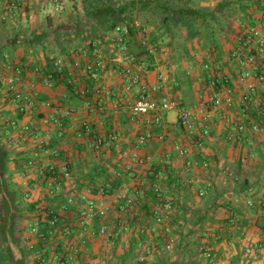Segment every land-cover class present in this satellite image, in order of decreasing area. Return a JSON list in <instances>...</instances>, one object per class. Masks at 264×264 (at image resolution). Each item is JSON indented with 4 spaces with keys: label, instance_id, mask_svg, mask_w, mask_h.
Masks as SVG:
<instances>
[{
    "label": "crops",
    "instance_id": "obj_1",
    "mask_svg": "<svg viewBox=\"0 0 264 264\" xmlns=\"http://www.w3.org/2000/svg\"><path fill=\"white\" fill-rule=\"evenodd\" d=\"M262 3L259 8V5L256 3H254L255 5L253 6L249 5L251 4L250 1L248 5L244 6L247 8L243 10L244 12L241 15L237 17H232L230 15L225 16L228 19L230 18L233 22H229L227 28L223 31L221 43L222 50H225V54L222 55L221 58L218 59V57L213 56L215 50H219L221 47L220 44H214V42L210 45L208 44L209 46H207L205 50H200V52L193 51L190 53L185 49L188 60L184 61V69L188 77V85L181 84L175 76L174 78L178 82V85L172 83L171 80L164 81L161 91L158 93L159 96L167 95L169 97H179L184 106L193 108L199 103L202 93L207 96L213 93V87L208 83L209 79L217 78L218 76L229 77L230 81L227 85L234 91L233 106L229 107L227 104H223L221 107L213 110V118L210 122V135L205 139L202 153L193 151V139L179 123L175 121L174 113L165 114L167 123L164 128L150 127L143 123L142 118L139 119L140 121L136 122L131 113V105L134 97L123 93L124 79L119 75L120 67L108 63H106L101 77V83L104 85L105 93V96L102 95V97L105 99H99L96 102L97 99L94 97L92 103L94 110H90L82 105L80 111L77 112L75 116L68 117V128L61 133L60 129L52 124V119L57 115V111L60 115H64L66 109H68L66 106L67 104L64 102V98L67 95L66 86L61 83L56 86H48L45 78H41L31 70L33 66L42 68L46 65L45 53L43 50L40 51V47L33 49L22 45L18 46L17 49L9 48L13 52L10 58L13 62H20L24 56L27 59L26 64H28V67L24 69L25 74L23 73V80L19 83L18 88L26 94L30 100L28 111L20 113L16 110L15 103L12 99L0 95V143L9 153L7 170L3 173L6 188H0V191H14L18 197V202L21 199L25 201V210L20 207L17 209L19 215L25 212L23 222L17 217L19 220L17 224L18 230L14 232V238L18 241L19 245V247L13 246L14 250H16L14 252L17 258L22 257V252L20 251L21 247L23 252L28 253V261L31 259L34 262L35 260V255L32 252L33 249L29 246L35 238L29 232V228L35 216L32 217L33 212L28 209L29 204L35 201L38 202L37 207L42 209L43 212L47 209H56L59 216L65 215L67 219L69 218L72 220V222L68 223V226L76 231L72 242L69 244L67 243V247L71 250L70 260H72L71 262L73 264L79 263L74 246H80L83 241H86V243L88 241L91 246L93 243V253H95L99 250L96 244H94V237H96V239L102 241L103 249L107 250L106 240L95 233L99 222L97 223V221H95L89 227H81L77 223V205L69 207L67 211L68 214L62 209L68 194L82 191L76 188V179L84 177L89 166L97 165L99 164L98 161H101L89 147L79 151L76 146L78 145L77 143H79L76 137L79 127L84 121H89L91 125L95 126L99 135L106 138L111 133L117 135L118 139L113 143L114 153L110 148L104 149L103 152L106 160L101 162L106 163L111 167L110 169H116L118 171L116 173L118 174L120 173L118 169L125 172L128 171V166H132L129 171L130 173L128 172V180L121 187L128 189L129 193L133 194L135 191L142 188L146 191H150L153 186L158 185L161 191H163L170 200L172 199L171 195H173V193L165 191V188H170L171 185L173 186V183L178 181L177 178L179 175L178 171L175 169V161L178 160L174 159H180L184 163V159L179 156L175 149L176 144L188 146L192 150L191 155L194 159L200 162L202 160L209 162V167L203 168L200 165H194L191 169H188L184 163L185 175L190 182H196L194 176L192 179H189L192 170L200 171V174L203 172L204 178L198 176V180L201 179L202 182H204L203 187L200 189L206 190V202L198 209L201 214L206 213V225L202 224V231L200 230L201 244L205 243L206 247L212 251L216 264H264V229L262 227L264 223L261 222V220L264 219V191L259 187H255L257 181L264 178V113L254 115V117L262 121L263 131L255 133L248 130L237 141H230L227 139L226 135L230 125L229 121L224 118L225 116H229L233 121H247V117L242 115L239 105L238 94L243 90V85L238 78L239 67L237 66L236 59L232 57V54L238 44L237 38L239 28L237 22L243 21L252 24L264 23V3ZM255 9H259L258 13ZM18 15H21V13L18 12ZM12 17L14 16L5 17L4 11L0 9V25L6 20H11ZM228 25L230 28H228ZM151 30L152 29H150V36ZM5 39L6 38L0 41V61L3 60L1 44ZM133 46L134 51L143 55L141 54L142 51L138 49L137 46ZM157 53L159 52L156 51L151 57L149 55L146 57L150 61L151 68H149L152 69V73L146 72L147 74H144V80L148 81L150 84L157 82L158 76L164 74L162 72V65L165 62L163 58L164 54L162 51L160 55ZM208 59L213 63L211 70L206 71L201 67L200 70L194 69L191 70V72L189 71V65L198 64L202 66ZM77 75L82 76L85 75V73L80 70V72H77ZM172 78L173 77H171V79ZM192 87L194 92L191 90ZM170 88H174V91L172 90L174 95L169 94ZM115 93H117V96ZM184 93L187 95L189 94L190 98L191 96L194 97V100H192V102L190 100L188 103L185 102ZM38 95H40V97L36 98ZM40 98L45 99V102L41 101ZM25 126L30 127L33 134H24L19 138V133ZM146 129H151L155 137L139 152L143 162H134L130 157L134 139L139 132ZM58 132L59 134H57ZM163 135L164 139H161L160 136ZM168 137L170 140L166 141ZM56 138L59 140L58 148L61 152H65L64 158L60 156L56 160V163L59 164L60 168L65 163L70 164L71 171L76 175L72 176L71 174V178L67 181H63L60 177L56 184H54L53 195H50V188L47 183L49 173L42 165L45 160L50 157L45 152L46 143L54 141ZM13 139L17 140L15 145H12L11 141ZM31 160L35 162L34 166H29L28 163ZM95 161L97 162L95 163ZM198 167H200L201 170H199ZM221 167L227 168V172H222L223 169H221ZM194 174L195 172L193 175ZM219 182L223 183L224 187H221L222 189L217 191L215 195L214 190ZM196 197L201 199L197 195V192ZM95 198L99 200H108V198L99 195H95ZM183 198L184 200L189 199L188 196H183ZM4 202V196L0 192V219L3 216ZM249 202L253 204L251 205ZM143 203L144 201L139 207V212L142 209ZM172 204L174 206L173 213L176 208L174 202H172ZM187 204V206H189L190 203L187 202ZM150 208H152V206ZM145 213L148 217L146 221L141 222L142 214L140 212V216L132 220V228L130 231H120L119 238H122L121 234L127 236L126 239L123 240L127 245L124 247L122 245L120 251L124 252L134 239L137 242L141 238L146 240L145 247L148 251L152 245H154L155 248L163 245L167 236L152 240L148 239L144 233H141L142 228L146 229L153 224L152 215L146 211ZM116 215H118L117 212ZM113 218H115V216ZM231 219H234L233 224L230 223ZM167 222L170 224V234L175 235L177 238L176 247L180 248L183 238L187 236L174 233L176 227L175 223L171 224L169 219ZM194 225L196 226L197 224L195 223ZM205 229L206 232L210 231L211 234L209 237H206V240H203ZM67 233L66 235L62 230H56L53 234L54 240H52L51 243L57 240H66L71 232ZM188 233H191V230L188 231ZM188 233L186 232V234ZM116 243H119V240ZM249 244L255 245L257 249L255 254L251 256L245 255V248ZM4 245L3 236L0 234V251ZM83 246L82 244V247ZM82 247L80 249H82ZM107 247L109 246L107 245ZM88 250L87 248L85 252L87 253ZM90 257L88 253V259L91 262L93 258ZM205 263L209 264L207 261H205ZM29 264L32 263L29 262ZM46 264H50V261L48 260Z\"/></svg>",
    "mask_w": 264,
    "mask_h": 264
},
{
    "label": "built area",
    "instance_id": "obj_2",
    "mask_svg": "<svg viewBox=\"0 0 264 264\" xmlns=\"http://www.w3.org/2000/svg\"><path fill=\"white\" fill-rule=\"evenodd\" d=\"M30 0H0V9L4 11L5 17H11L18 12H22V9L29 4ZM211 3H218L221 0H209ZM47 5H51L56 10L62 8L61 0H50ZM238 38L237 48L232 54V57L236 59L237 66L239 67L238 78L243 85V90L238 94L239 105L241 107L242 115L247 117V121L244 120H231L229 116H225L229 121V129L227 131V139L230 141H237L246 131L258 133L263 131L262 121L258 120L254 115H260L264 113V23L252 24L249 22H237ZM108 43L98 47L95 52L97 57L93 62L86 61V65L82 67L81 59L87 58V53L84 50H77L74 52V62L70 63L68 60L58 58L54 64L60 69L66 62L76 69L82 70L85 74L90 73L95 79L102 77V71L106 66L107 59L112 60V64H115L119 69V75L123 80V93L126 95H132L134 97L131 105V113L133 119L141 117L143 123L148 126H155L157 128H164L167 119L165 114L174 113L175 121L188 133L193 139L194 149L196 153H202L205 144V139L210 135L211 126L210 122L213 118V110L221 107L223 104L232 107L234 102V91L227 84L229 83V77L218 76L217 78H211L210 86L213 87V93L200 95L199 103L193 107L188 108L184 106L179 97H169L167 95L159 96L164 81H172L175 85L178 82L173 77L169 79L164 74L158 76L157 82L149 83L144 80V74L150 67V61L146 58L148 55H154L157 51L156 46H153L150 42V28L143 25L138 20H125L122 23L116 25V27L107 36ZM133 41V42H132ZM137 43L141 51H145L143 55H139L138 52L132 51V46ZM112 49V51H108ZM104 50H107L103 52ZM0 61V95L5 98H10L15 103V108L20 113L28 111L30 106V100L26 94H24L19 88V83L23 80L22 66L18 63H13L12 60ZM212 61L206 60L202 66L198 64L189 65L188 69H199L202 67L204 70L209 71L212 69ZM34 72L42 77L40 67H35ZM51 75L44 77L46 84L51 86L49 79ZM219 84V85H218ZM219 86V88H217ZM97 93L100 95L104 91V85L101 83L97 86ZM207 89V86H206ZM80 91L85 94L87 91L79 88L76 92ZM84 106L90 110H94V106L91 101H87ZM80 109L73 108L66 111V113H77ZM57 115L52 119V124L58 128L63 126L60 119V113L57 111ZM140 119V118H139ZM83 129L87 136L91 132V126L89 121L83 123ZM24 134L32 135L30 127H23L19 133V138ZM78 137L82 135L77 132ZM155 137L154 132L151 129H146L139 132L133 142L132 150L130 151L131 160L134 162L142 163L143 159L139 154L140 150L147 146L148 143ZM164 139V135L160 136ZM118 139L117 135L110 134L107 138L95 135L90 140L89 147L93 150L100 148L109 149L114 142ZM12 145H15L17 140L13 139ZM175 149L180 157L184 159V163L188 169H191L194 165H200L203 168L209 167L210 163L206 160L201 162L194 159L191 153L192 150L185 145L176 144ZM50 157L45 160L43 167L47 172L51 173L48 177V186L50 188L49 194L53 195L54 184L61 179L67 181L71 178V173L68 164L65 163L60 168L56 160L60 157V151L58 148L46 149L45 151ZM29 166H34L33 160L29 161ZM132 166H128L127 170L130 171ZM222 172H227V168L221 167ZM130 173V172H129ZM71 189V188H70ZM153 190L158 198V201L152 205L151 212L153 218V224L149 227L142 228L141 233H144L148 239H157L162 236H167L158 248L162 250L171 251L176 246V236L170 234V224L167 222L170 214L173 211V204L171 200L164 196L161 192V188L158 185L153 186ZM71 191V190H70ZM206 194L205 189H199L197 195L201 198ZM147 199V191L142 188L135 191V193H129L128 189L120 188L115 191L108 200L97 199L90 188L83 189L67 195V199L62 206L64 211H67L70 206L77 205V223L81 227H89L97 219L99 220L96 234L103 237L107 245L113 247L119 239L121 230H131L132 220L140 216L139 207L142 202ZM251 205L252 202H249ZM116 212L118 215H116ZM115 216V218H113ZM58 221V216L54 217L52 223ZM40 219H35L30 226L31 233L38 232ZM230 223H234V219H231ZM210 231H205L203 240L209 237ZM86 241H83L80 246H74L76 252L84 245ZM146 240L139 239L137 241V247L135 253L140 261H148L149 254L152 247L147 250ZM154 246V245H153ZM32 248V246H31ZM256 246L249 244L245 248V255L251 256L256 252ZM201 256L209 264H216L215 257L212 251L206 247L203 243L199 247ZM69 262V261H68ZM58 264H69L64 261L58 262ZM72 264V263H70Z\"/></svg>",
    "mask_w": 264,
    "mask_h": 264
},
{
    "label": "trees",
    "instance_id": "obj_3",
    "mask_svg": "<svg viewBox=\"0 0 264 264\" xmlns=\"http://www.w3.org/2000/svg\"><path fill=\"white\" fill-rule=\"evenodd\" d=\"M174 0H80L82 12L77 15L76 19L74 20L75 23H73L69 29L65 28V32L67 36H73L79 35L81 37V46L71 47V42L67 43H61L60 44V50L59 53L50 55L47 53V46L45 44V40L49 38L51 35L58 34L60 32V29L62 27H54L50 29V27L46 30H41L37 27H34L29 31L28 34L24 36L22 31H17L16 34L6 37L5 41L2 42L1 49L3 51V60H7L5 58V55H7L8 59L11 58V55L13 52L11 49H17L18 46H28L33 49L36 47H40L41 50L44 51V55L46 58V65L44 67H40L42 77L44 78L46 76L51 75L49 77L52 85L56 86L57 84L61 83L62 85L66 86V97L64 98V102L67 104L66 106L68 110L80 109L82 105H84L87 101H91L93 103L94 97L97 99L96 102L100 99L104 100L105 98L102 97L105 96L104 91L102 94L97 93V86L100 84V79H95L90 73H86L85 75L78 76L77 72H80L79 70H76L72 68L68 62L72 63L74 62L75 54L74 52L77 50H84L87 53V58L81 59V65L82 67L86 65V61L93 62L94 59L97 57L95 50L100 47L103 44H107V36L111 33V31L116 27V25L122 23L125 20H134L138 19L140 20L143 25L148 26V28L151 30V36H150V42L153 44V41L156 37V30L153 29L151 24L148 21H143L142 19L138 18L136 15V12L139 13L142 11V9L146 7H154L159 8L164 12V15L162 17V24L166 28L167 32L172 36L173 30L171 23L174 21V19L179 15L180 17H183L185 19H189L192 16L200 15L202 17H210L214 21H219V15L220 13H223V10L230 5L232 1L229 0H221L214 7L212 10H199V11H193L192 13L189 12L188 6L183 7H175L173 6L172 2ZM253 3H256L257 5H260L262 3V0H251ZM188 2V1H187ZM263 4V3H262ZM247 7L243 6V9ZM21 13V11L19 12ZM210 28V24H208ZM63 29V28H62ZM73 33V34H72ZM89 33V34H87ZM83 34V35H82ZM83 36V37H82ZM214 36V37H213ZM207 38H212V42L214 44L216 43L214 40L215 33L214 31H209L206 34ZM133 42V41H132ZM211 42V43H212ZM135 46H137L138 49H140L137 45V43H134ZM134 46H132V51ZM107 50H104L105 52ZM108 51H112V49H108ZM145 53V51H142L141 54ZM50 55V56H49ZM140 55V54H139ZM151 57V55H149ZM58 58H63L68 60V62L65 63L64 66H61L60 69L55 66L54 62ZM11 60V59H10ZM26 57L24 56L20 62L18 63L20 66H22V76L23 73L25 74L24 69H27L28 64H26ZM108 64H112L111 59H105ZM15 63V62H13ZM35 67L33 66L31 70L34 71ZM24 71V72H23ZM211 79L208 80V83L210 84ZM51 85V86H52ZM219 85V84H218ZM82 88L86 90L87 92L85 94L81 93L80 91L76 92V89ZM218 88V86H217ZM117 96V93H115ZM40 95H38L36 98H39ZM41 101L45 102V99L40 98ZM98 108V107H97ZM64 115H60V119L63 123V126L60 129L61 133L62 131H65L67 127V120L70 116H75L76 113H66ZM133 117V116H132ZM141 118V117H139ZM139 118H137L139 120ZM137 122V120L135 119ZM85 122V121H84ZM83 122V123H84ZM83 123L79 127L77 132H80L82 135L81 137H78L76 134V137L78 138L77 141V149L80 151L82 149H86L89 147L90 140L94 138L95 135H99L95 129V126L91 125V132L87 136L85 135V131L83 129ZM55 126V125H54ZM155 127V126H154ZM59 134V132L57 133ZM115 135L114 133H111ZM101 136V135H100ZM59 140L56 138L54 141H50L46 143V149H54L58 148ZM90 148V147H89ZM59 149V148H58ZM91 149V148H90ZM105 148H100L98 150H93L95 152V155L101 159V161L106 160L105 154H104ZM112 152L114 151V146L112 145L110 147ZM60 151V156L64 158L65 152ZM114 153V152H113ZM101 161H98L99 164L94 166H89L87 173L84 175V177H79L76 179V188L79 190L90 188L94 195H99L104 198H109L115 191L120 189L128 180V172L129 171H121L119 170V174L116 169H110L106 163H103ZM9 162V153L3 148V146L0 143V188H6L4 184V178L3 173L6 172L7 166ZM97 161H95L96 163ZM70 173L72 176H75L76 174L71 171V166L68 164ZM49 176H51V173L49 172ZM2 195L4 196L5 202L3 205V216L0 219V234H2L5 245L2 246V249L0 251V264H29L27 260L28 253L23 252V250L20 247V251L22 252V257L17 258L16 254L14 252L13 246H18V241L14 238V232L15 230H18L17 224L19 223V220L17 217L19 216L18 212V197L14 191H0ZM162 194L163 191H161ZM164 196H166L164 194ZM158 201V198L153 190V188L150 189V191H147V199L144 200V203L142 205V209L145 210L147 213L152 215L151 212V206L155 204ZM38 202H32L29 204L28 209L33 212L34 219H40V225L38 232L35 234L31 233V229L29 228V232L35 237L33 242L29 244V246H32L33 254L35 255V260L33 264H46V262L49 260L50 264H58L60 261H64L67 263H72L70 260L71 258V250L67 247V245L72 242L73 236L75 234V231L68 226V223L72 222L71 219H67V217L64 215L59 216L58 211L55 209L53 210H46L45 212L42 211V209H39L37 207ZM71 207V206H70ZM39 209V210H38ZM264 209V208H263ZM71 210V208H70ZM42 211V212H41ZM68 211V210H67ZM66 213L68 214V212ZM58 216V221L56 223H52L54 220V217ZM202 216H205L203 214ZM203 220V217H199L198 221ZM264 220V219H263ZM97 223L99 220H96ZM264 229V224L262 225ZM69 228V229H68ZM73 228V227H72ZM56 230H62L63 233L66 235L67 232H71V234L66 238V240H57L51 243L53 239V234ZM56 238V237H55ZM68 243V244H67ZM90 244L87 241L85 242L82 249H80L76 256L78 258V261L80 264H91L88 259V252L86 253L85 250L87 248L90 249ZM137 247V242L134 239V241L129 245V248L125 250L124 252L120 253L118 257L114 258H108L105 259L104 264H192V263H181L178 260H171L167 257H159L157 260L150 262L148 261H140L135 253V248ZM28 252V251H27ZM69 261V262H68ZM73 264V263H72Z\"/></svg>",
    "mask_w": 264,
    "mask_h": 264
},
{
    "label": "rangeland",
    "instance_id": "obj_4",
    "mask_svg": "<svg viewBox=\"0 0 264 264\" xmlns=\"http://www.w3.org/2000/svg\"><path fill=\"white\" fill-rule=\"evenodd\" d=\"M49 1L50 0H30L29 4H27L25 8L22 9L21 15H18L17 13L15 15L13 14L14 17H12L11 20H6L5 22H3L2 25H0V41H2V39L6 37L16 34L17 31H22L25 36L34 27H37L41 30H46L49 27L50 29L54 27H62L63 29L61 28L58 34L51 35L47 40H45V44L48 48L47 53L50 55L59 53L61 43L71 42V47L73 48L78 45L81 46L82 38L79 37V35L77 36L72 33L73 36H67L65 32V28L69 29L70 27H72L71 25L75 23L74 20L76 19L77 15L82 12L80 0H61L63 5L59 10H56L51 5H47ZM229 1H232L230 5L223 10V13L218 14V22L214 21L210 17L206 18L200 15L192 16L189 19H185L178 15L171 23V28L173 30L172 36L169 34V32H167L166 28L162 24V17L164 15V12L161 9L149 6L142 9V11L139 13L136 12V16L138 18L142 19L143 21H148L151 26H153L152 28L156 30L155 32H157V35L153 41V46H156L157 52H159L157 53L158 55H160L161 51L164 54L163 58L165 59V62L162 65V72L167 77H169V79L176 76L181 84L188 85V77L184 69V61L188 60V55L185 52V49L190 53L193 51L200 52V50L202 49L205 50L206 47L209 46L212 42V38L210 39L206 37V34L210 30L214 31L215 33L214 40H216V44H220L221 46L219 50H215L213 56H216L219 59L222 55L225 54V50H222L221 38L224 29L227 28V24L232 21L230 18L228 19L225 16L230 15L232 17H237L241 15L244 12L243 6L248 5L251 0ZM262 2L264 3V0H262ZM172 4L175 7L188 6L190 13L199 10H212L214 5H216L214 3H211L209 0H174ZM249 5L253 6L255 4L251 1V4ZM255 11L258 13L259 9H255ZM208 24H210V28ZM228 28H230L229 25ZM39 49L41 51V48ZM150 68L147 70V73H152V69ZM172 90L174 91V88L169 89L170 95H174L172 93ZM191 90L194 92L193 87L191 88ZM183 96L185 102L187 103L188 101L190 102V100L191 102L192 100H194V97L191 96L190 98L189 94L187 95L186 93H184ZM168 140H170L169 137L166 141ZM174 160H178L175 161V169L178 171L179 175L177 178L178 181L176 183H173V186L171 185L170 188H165V191L173 193V195H171V200L172 202H174L176 208V210H174V212L170 214L169 220L171 221V224L175 223L176 225L174 233H180L182 234V236L187 237L183 238L180 248H177L175 246L171 251L162 250L161 248H155V246L152 245V249L150 251L151 258L149 259V261L153 262L159 257H167L171 260H178L181 263H187L191 261L189 263L206 264L204 258L199 252V247L202 243L200 240V230L202 231V224L206 225V213L205 216H202L203 214L198 211V209H200L199 207H201L202 204L206 202V194L204 197H201V199L196 197V192H198V190L203 187L204 182H202L201 179L198 180V176L200 178H204L202 174L203 172L200 174V171L198 172L196 170H192L189 179H192L194 176L196 182H190L187 180L188 177L185 175L184 163L180 159ZM198 169L201 170L200 167H198ZM194 172L195 174L193 175ZM221 187H224L223 183L219 182L218 186L214 190L215 195L217 194V191H220L222 189ZM255 187H259L264 191V178H261L259 181H257ZM183 196H188L189 199L184 200ZM187 202L190 203L189 206H187ZM18 205L21 209L25 210V201L23 199L18 202ZM140 212L142 214L141 222L146 221L148 217L145 213V210L141 209ZM18 217L19 220L23 222L25 212H22V214H20ZM199 217H203V220L198 221L197 219H199ZM261 222L264 223V220L262 219ZM195 223L197 224L196 226L194 225ZM190 230L191 233H188V231ZM186 232L188 234H186ZM121 236L122 238L118 239L119 243H117V245L115 244L113 247H107L106 244L107 250L103 249L104 247L102 246V241L94 237V244H96V247L99 250H97L98 252L93 253L94 246L93 243L90 242L92 243V246H90V249L88 248L90 251H87L89 253V256L93 258L90 263L104 264L106 261L105 259L118 257V255L122 253V251H120V249L122 248L121 246L123 245L124 247L127 245L125 241H123L127 236L125 234H121ZM28 262H31L33 264V261L31 259Z\"/></svg>",
    "mask_w": 264,
    "mask_h": 264
},
{
    "label": "water",
    "instance_id": "obj_5",
    "mask_svg": "<svg viewBox=\"0 0 264 264\" xmlns=\"http://www.w3.org/2000/svg\"><path fill=\"white\" fill-rule=\"evenodd\" d=\"M13 249H14V247H13ZM14 251H16V250H14Z\"/></svg>",
    "mask_w": 264,
    "mask_h": 264
}]
</instances>
